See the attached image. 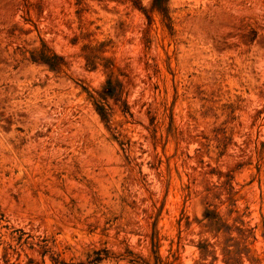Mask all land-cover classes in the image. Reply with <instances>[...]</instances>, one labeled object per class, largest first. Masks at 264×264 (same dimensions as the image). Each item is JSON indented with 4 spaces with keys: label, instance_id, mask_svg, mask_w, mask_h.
<instances>
[{
    "label": "rangeland",
    "instance_id": "rangeland-1",
    "mask_svg": "<svg viewBox=\"0 0 264 264\" xmlns=\"http://www.w3.org/2000/svg\"><path fill=\"white\" fill-rule=\"evenodd\" d=\"M0 264H264V0H0Z\"/></svg>",
    "mask_w": 264,
    "mask_h": 264
}]
</instances>
